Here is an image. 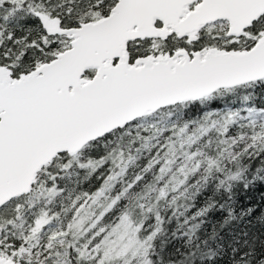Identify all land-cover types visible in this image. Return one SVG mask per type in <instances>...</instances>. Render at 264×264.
Masks as SVG:
<instances>
[{
  "label": "snow or ice",
  "instance_id": "1",
  "mask_svg": "<svg viewBox=\"0 0 264 264\" xmlns=\"http://www.w3.org/2000/svg\"><path fill=\"white\" fill-rule=\"evenodd\" d=\"M264 0H0V264H264Z\"/></svg>",
  "mask_w": 264,
  "mask_h": 264
},
{
  "label": "trees",
  "instance_id": "2",
  "mask_svg": "<svg viewBox=\"0 0 264 264\" xmlns=\"http://www.w3.org/2000/svg\"><path fill=\"white\" fill-rule=\"evenodd\" d=\"M262 193H264V187L258 188L257 190L252 191L247 195L252 201H256L260 199Z\"/></svg>",
  "mask_w": 264,
  "mask_h": 264
}]
</instances>
